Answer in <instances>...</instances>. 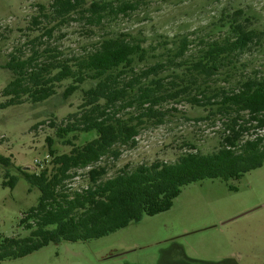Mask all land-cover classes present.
I'll list each match as a JSON object with an SVG mask.
<instances>
[{"label":"trees","instance_id":"obj_1","mask_svg":"<svg viewBox=\"0 0 264 264\" xmlns=\"http://www.w3.org/2000/svg\"><path fill=\"white\" fill-rule=\"evenodd\" d=\"M145 1L53 0L37 5L32 24L40 27L44 20L48 27L36 40L52 38L57 29L79 21L92 33L109 17L129 15ZM243 16L236 10L222 18L215 25L221 38L202 37L196 45L185 35L149 51L136 38L118 34L103 38L84 56L65 60H57V48H35L28 58L19 49L10 56L6 67L15 78L2 92L10 98L5 106L43 103L67 81L64 97L80 91L83 98L57 129V137L71 150L58 154L54 140L47 138L49 163L37 173L24 172L29 185L40 190V200L21 219L28 235H0V262L27 257L50 244L106 237L169 211L185 186L206 179L240 180L264 165V68L252 76L239 73L240 59L260 45L261 33ZM184 103L208 112L197 123L223 121L216 151L203 154L187 144L189 151L175 162L126 165L109 176L122 148L137 147L143 129L162 126ZM83 136L89 138L78 144ZM79 171L86 186L76 189L71 182ZM3 184L14 187L16 180Z\"/></svg>","mask_w":264,"mask_h":264},{"label":"rangeland","instance_id":"obj_2","mask_svg":"<svg viewBox=\"0 0 264 264\" xmlns=\"http://www.w3.org/2000/svg\"><path fill=\"white\" fill-rule=\"evenodd\" d=\"M52 1L0 0V235L4 237L28 235L20 222L38 205L41 192L29 185L24 172L37 173L49 163L47 138L54 140L58 154L71 150L57 137V129L83 98L80 91L64 97L67 81L43 103L5 106L10 98L2 92L15 78L6 65L17 50L28 58L35 48L40 52L57 48L61 53L57 60H65L84 56L103 38L118 34L136 38L149 51L185 35L196 45L202 37L221 38L215 25L242 10L243 18L249 17L252 28L261 33V43L240 59L239 73L247 77L264 68V0H146L129 15L109 17L92 33L85 21H79L57 29L52 38L36 40L48 27L44 20L40 27L33 26L36 6ZM177 108L178 113H171L162 126L143 129L137 147L122 148L109 176L126 165L175 162L189 151L187 144L203 154L216 151L223 121L197 123L206 110L185 103ZM83 137L78 144L89 138ZM12 179L14 187L3 184ZM71 185L86 186L83 171ZM0 264H264V165L240 180L206 179L185 186L169 211L106 237L50 244Z\"/></svg>","mask_w":264,"mask_h":264}]
</instances>
